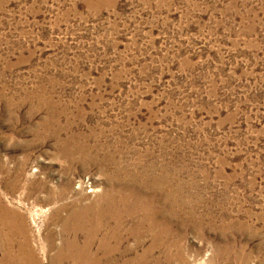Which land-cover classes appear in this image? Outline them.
Here are the masks:
<instances>
[{"label":"rangeland","instance_id":"1","mask_svg":"<svg viewBox=\"0 0 264 264\" xmlns=\"http://www.w3.org/2000/svg\"><path fill=\"white\" fill-rule=\"evenodd\" d=\"M107 191L112 264H264V0H0L13 256Z\"/></svg>","mask_w":264,"mask_h":264},{"label":"bare ground","instance_id":"2","mask_svg":"<svg viewBox=\"0 0 264 264\" xmlns=\"http://www.w3.org/2000/svg\"><path fill=\"white\" fill-rule=\"evenodd\" d=\"M91 202L83 203L82 198L78 201L75 200L71 205L65 206L63 213L57 214V223H54L58 228H51L42 238L47 244L46 251H49L47 252V264H112L111 252L114 249L112 250L109 244V232L106 230V226L109 217L111 218L118 210L119 204H124L126 201L118 202L115 195L111 196L107 191L100 197L99 202ZM0 208L5 209V212L10 210L6 207ZM13 217H15L13 218L15 219L14 224L18 226L21 236L20 252L13 256L8 235L1 229L0 246L5 245L6 248H4L5 255L0 258V264H6L8 261L15 264H44L43 259L37 255L35 247L30 244L27 228L23 226L20 213H16ZM2 227H4L3 224Z\"/></svg>","mask_w":264,"mask_h":264}]
</instances>
